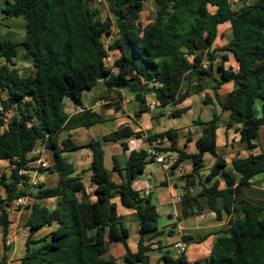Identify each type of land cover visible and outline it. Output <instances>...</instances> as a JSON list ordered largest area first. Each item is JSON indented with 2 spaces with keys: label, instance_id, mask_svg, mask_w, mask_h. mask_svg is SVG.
Returning <instances> with one entry per match:
<instances>
[{
  "label": "trees",
  "instance_id": "obj_1",
  "mask_svg": "<svg viewBox=\"0 0 264 264\" xmlns=\"http://www.w3.org/2000/svg\"><path fill=\"white\" fill-rule=\"evenodd\" d=\"M4 18L22 17L25 21L24 41L19 45L0 41V162L6 161L9 173L0 175V228L3 243L10 225L11 203L25 196L36 200L56 199L52 211L32 205L25 227L30 234L56 225L48 235L33 242L26 240L25 253L19 264H118L104 258L108 243H121L127 264H149L150 245L146 238L156 236L158 213L149 196L132 188V182L143 174L153 161L144 150L131 151L123 168L112 157V172L120 178L115 184L104 166L103 144L140 138L129 127L92 140L86 146L74 144L69 132L101 124V116L88 110L68 116L63 101L69 99L81 107L82 93L90 91L100 81L106 93L124 90L133 95L139 118L149 108L147 97L152 96L159 114L170 109L171 118H179L186 108H178L190 95V85L210 76L216 60L210 51L217 36V27L230 24L231 38L221 51L231 54L238 63L237 70L219 65V81L212 88L220 114H227L226 128L239 126L236 131L248 149L256 146L259 130L264 126V0H154V20L146 26L140 21L145 3L149 0H103L113 18L101 20L99 11L91 9L95 0H0ZM241 2L243 6L233 10ZM213 8V12L209 11ZM115 25L116 38L106 47L104 37L111 36ZM23 48V58L30 60L33 73L21 77L15 68L17 47ZM108 52H116L113 66L106 67ZM226 61V57H222ZM207 68H202V63ZM116 73L112 74L111 70ZM232 83L224 96L217 91L221 85ZM198 87L197 92L201 91ZM205 104L213 100L205 97ZM8 114H11L8 117ZM220 114L202 126L196 141V154L176 151L177 164L190 160L192 172L185 177L181 197L182 213L209 209L217 221L222 214L230 216L229 228L214 242L210 256L195 264H264V191L251 179L264 173V153L237 158L228 164L216 151V129ZM177 139L175 130L148 135L147 141ZM38 143L52 152V165L39 173L55 174L53 187L39 184L30 187L28 159ZM127 151L126 144L122 143ZM86 147L91 151L90 182L95 186L90 200L81 175H76L63 157ZM160 152V151H158ZM210 154L214 165L204 179L203 155ZM205 182H211L206 186ZM198 187V194L189 192ZM22 185L25 189H18ZM33 190L34 193H31ZM115 198L137 214L139 240L137 251L127 248L128 230L119 221ZM221 200L222 206H217ZM185 241L190 239L186 237ZM202 238L196 241H201ZM3 255L0 264H6ZM161 264H186L183 254L173 258L162 255Z\"/></svg>",
  "mask_w": 264,
  "mask_h": 264
},
{
  "label": "crops",
  "instance_id": "obj_2",
  "mask_svg": "<svg viewBox=\"0 0 264 264\" xmlns=\"http://www.w3.org/2000/svg\"><path fill=\"white\" fill-rule=\"evenodd\" d=\"M252 0H249V2ZM243 6L241 2H236L233 6V10H238ZM213 12V11H212ZM231 38L230 24L224 23L217 27V36L211 48V52L215 51L216 60L210 71V76H204L199 82L193 81L190 85L191 95L181 104L178 108H186V112L179 118H171L167 115L170 111L169 108L165 109L162 114L155 108H148L146 112H143L139 118L135 117L137 107L128 109L127 105H131V99L126 98L124 90H112L110 93H106V87L102 81H100L90 91L82 93V108L75 106L69 99L63 101V109L66 115L72 116L82 111V109L96 113L104 120L101 124L93 125L90 128H77L71 130L69 135L71 141L74 144L80 146H86L90 141L100 140L103 136L116 131L119 127L127 126L134 133L146 135L161 134L168 130H175L177 133V139L174 142H169L167 139L155 141L158 142L156 150L160 152H173L177 156L179 154L176 151H169L170 149L182 151L188 155L197 153L195 143L202 135V126L196 124V121L208 122L212 119L214 114H220L219 106L214 101V92L212 90L215 81H219L220 74L217 70L219 65H222L224 69L237 70L238 63L231 54L221 51V49L228 43ZM20 45V44H19ZM17 56L14 58V62L19 56L22 57V61L27 63L30 68L27 71L20 70L17 66L19 63H15V68L21 77H27L33 73V68L30 60L23 58V48L18 46ZM226 57V61L222 60V57ZM112 74L116 73L115 69L111 70ZM202 86L201 91L197 92L198 87ZM232 90V83H225L220 86L217 93L219 96H224ZM205 97L213 100V104H205ZM148 106L152 103H156L152 96L146 99ZM11 114H8L10 117ZM227 114H220L217 122L216 135V151L218 155L222 156L230 167V163L237 158H246L249 155H257L264 153V151L256 152L260 141L264 126L259 130L258 139L253 141L256 146L254 149H248L245 143H241L239 140V134L236 131L239 126L232 128H226ZM3 127H0V133L3 131ZM122 143L126 144L127 151L123 150ZM149 149L148 142H145L137 137H131L122 142H109L103 144L104 152V166L109 172V179L111 182L118 184L120 178L116 173L112 172V157L118 160L121 168L124 167L128 154L131 151L144 150L147 152ZM41 157L47 158L50 166L53 163L52 152L47 150L41 143H38L35 149L29 153L27 169L32 172H37V182L44 184L46 187H53L57 182V176L49 173H39L37 169L38 160ZM63 157L66 161L72 165L75 174L81 175L82 182L84 184L86 192L90 195V200L93 201L94 197L92 192L95 186L90 182L89 164L91 162V151L86 148H79L73 152L63 153ZM204 169L199 173L201 179H204L208 174L209 169L214 165V158L205 153L203 155ZM208 161V164L206 162ZM6 161H1L0 164H5ZM154 170H149L146 166L143 174L132 182V188L144 195L145 191H148V196L151 203L158 211L164 212L168 218L167 235L165 236V229L156 226V236H148L146 238V244L150 245L151 251L148 253L149 264H161V257L164 254H169L175 258L181 253L176 249L175 245L179 242H184L185 252L182 253L186 264H195L197 262H203L209 258L212 246L218 237L223 236V232L229 228L230 216L222 214L220 221L215 219V215L207 208L202 212L197 213L195 210L188 211L186 217L182 213L181 197L184 193L185 177L192 172V164L190 160H184L179 163L185 176L178 178L175 172H166L161 166L155 164ZM6 166V165H3ZM9 170V166H8ZM30 176L28 177V179ZM251 182L258 185V189L264 191V173L254 176ZM28 184V182H27ZM206 186H210L211 182H205ZM29 185V184H28ZM37 185V186H38ZM31 187V186H30ZM18 189L24 190L25 188L20 185ZM190 194H198V187L191 186ZM181 190V192H179ZM34 193L33 190H30ZM30 197V196H29ZM31 202L22 207H15L13 202L9 208V220L10 225L5 237V242L10 243L6 246L3 243L2 230L0 228V259L3 255H6V264H19V260L23 257L26 247L25 243L27 239L36 242L48 235L55 229L56 225L51 227H44L33 234H30L29 229L25 227L26 221L30 215L31 207L34 204L44 206L49 211H52L56 206V199H43L36 200L31 197ZM116 208V214L119 221L128 230L129 237L127 239V248L131 253L137 251V243L139 240V223L137 214L134 210L123 207L119 199L115 198L111 201ZM217 206L221 208V200L217 201ZM264 217V213L260 215ZM188 237L190 240L185 241ZM202 238L201 241L196 240ZM126 253L125 247L121 243H108L107 252L104 258L107 260H114L118 264H127L124 261V255Z\"/></svg>",
  "mask_w": 264,
  "mask_h": 264
},
{
  "label": "rangeland",
  "instance_id": "obj_3",
  "mask_svg": "<svg viewBox=\"0 0 264 264\" xmlns=\"http://www.w3.org/2000/svg\"><path fill=\"white\" fill-rule=\"evenodd\" d=\"M0 6L3 7V2L0 1ZM91 9H97L99 11V17L101 20L105 19H111L113 21V18L108 12L107 6L105 5L103 0H95V2L90 4ZM155 11H156V6L154 3V0H149L145 3L144 10L142 11L140 15V21L143 26L148 25L151 23L154 18H155ZM209 11L212 12L213 8L209 7ZM116 27L113 24L112 30H111V36L110 37H104L103 42L106 47H109L116 38ZM25 37V21L22 17L18 18H9L6 19L4 18L3 14L0 13V41L4 40H9L12 41L16 44H21L24 41ZM112 55L114 58L117 57L116 52H111L109 53ZM19 63L17 66L20 70L22 71H27L30 68L28 67L27 63L22 61V57L19 56L17 60L14 63ZM4 61L0 60V66L3 65ZM126 98L131 99V105H127L128 109H133V107H137L136 103L133 100V95L127 91H125ZM264 132V131H262ZM262 137V138H261ZM260 141L257 142L258 148L256 152L264 151V133L261 134L260 136ZM208 164V161L206 162ZM6 165V166H3ZM147 168L149 170H154L156 166L152 163H149L147 165ZM2 173H9L8 170V163L5 164H0V175ZM181 192V190H179ZM158 219H157V224L156 226L159 228L165 229V236L167 235V230L168 227H166V224L168 223V218L162 211H158Z\"/></svg>",
  "mask_w": 264,
  "mask_h": 264
},
{
  "label": "built area",
  "instance_id": "obj_4",
  "mask_svg": "<svg viewBox=\"0 0 264 264\" xmlns=\"http://www.w3.org/2000/svg\"><path fill=\"white\" fill-rule=\"evenodd\" d=\"M108 52L106 58L104 59V64L106 65V67H112L113 66V62L115 60V58L110 55ZM202 68L206 69L207 68V63L204 62L202 63ZM156 107V103H152L149 105V108H155ZM1 111V108H0ZM167 115H169V112H167ZM141 140L148 142L147 141V136L146 135H141L140 137ZM149 144V149L147 150V155H148V159H151L155 164L159 165L162 167L163 170H165L166 172H175V174L177 175L178 178H183L185 176V174L183 173L182 168L179 166V164H177V159L178 156L176 153L173 152H158L156 150L157 144L158 142L155 140H152L150 142H148ZM50 167L49 161L47 160V158L45 157H41L38 160L37 163V169H47ZM21 175H24L26 177L30 178L28 179V184L31 187H36L38 185L37 182V172H32L30 170H21L19 172ZM190 192V189H189ZM143 196H148V191L144 192ZM31 197L29 196H25V197H20L16 200L13 201V204L15 207H22L25 206L27 204H29L31 202ZM6 246H9L10 243L8 241L5 242ZM176 249L182 254L185 252V245L184 242H179L175 245Z\"/></svg>",
  "mask_w": 264,
  "mask_h": 264
}]
</instances>
